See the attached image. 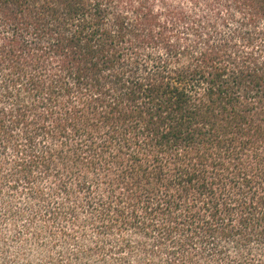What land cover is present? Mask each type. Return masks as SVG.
<instances>
[{"label":"trees","instance_id":"obj_1","mask_svg":"<svg viewBox=\"0 0 264 264\" xmlns=\"http://www.w3.org/2000/svg\"><path fill=\"white\" fill-rule=\"evenodd\" d=\"M0 264H264V0H0Z\"/></svg>","mask_w":264,"mask_h":264},{"label":"rangeland","instance_id":"obj_2","mask_svg":"<svg viewBox=\"0 0 264 264\" xmlns=\"http://www.w3.org/2000/svg\"><path fill=\"white\" fill-rule=\"evenodd\" d=\"M73 202V201H72Z\"/></svg>","mask_w":264,"mask_h":264}]
</instances>
